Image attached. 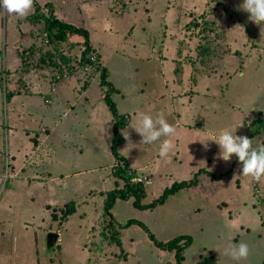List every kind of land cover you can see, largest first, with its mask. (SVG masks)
Returning a JSON list of instances; mask_svg holds the SVG:
<instances>
[{
    "label": "rangeland",
    "instance_id": "1",
    "mask_svg": "<svg viewBox=\"0 0 264 264\" xmlns=\"http://www.w3.org/2000/svg\"><path fill=\"white\" fill-rule=\"evenodd\" d=\"M35 1L33 22L0 9V264H177L175 251L157 246L149 233L160 243L191 238L181 264H196L209 253L218 264H261L264 180L242 176L235 155L230 162L216 159L220 148L214 142L230 130L252 139L253 147L264 145V130L252 135L264 120V40L250 14L236 10L243 0ZM47 1L57 19L89 33L96 63L118 90L108 101L129 119L120 134L142 114L163 113L175 126L174 148L166 157L159 155L160 141L140 144L133 129L132 144L121 135L112 147L114 117L100 99L106 94L100 70L89 77L78 64L83 36L67 42L71 51H58L71 64H59L56 52L53 62L67 72L65 87L56 83L59 99L45 104L51 87L40 88L39 72L26 76V87L17 81L21 61L36 68L37 51L28 47L41 21L31 13L40 7L43 14ZM205 38L216 57L201 63ZM89 82L95 93L88 103L83 98L85 112L74 102V89L82 92ZM6 90L16 92L10 101ZM114 149L134 178H151L150 185L140 183L141 204L157 200L175 182L199 181L154 208H136L132 197L117 199L110 213L119 245L103 216L107 192L123 186L112 174L120 163ZM199 170L223 177L217 182ZM129 220L147 231L138 224L124 227ZM50 232L58 240L48 249ZM241 242L250 254L236 261L227 252Z\"/></svg>",
    "mask_w": 264,
    "mask_h": 264
},
{
    "label": "trees",
    "instance_id": "2",
    "mask_svg": "<svg viewBox=\"0 0 264 264\" xmlns=\"http://www.w3.org/2000/svg\"><path fill=\"white\" fill-rule=\"evenodd\" d=\"M35 6V5H34ZM39 6V5H38ZM50 7V8H49ZM40 7H38L39 10ZM38 10L34 9V12L31 13L33 17L35 18H40L41 21V29H40V33H34V42L28 47V50L30 49L31 51L34 50L37 51V57H35V64L34 67L35 70L30 69L31 67L28 68V61L27 59L21 61V66H20V77L19 79H17V81L20 83L22 82L23 86L26 87V76L28 74H33V72L36 73L39 72L41 75L39 77H41V80L43 81H47V84L52 85L56 79V75L58 74V71L55 67L56 62H53L55 60V55L56 52L58 55H61L58 51L62 52L64 49L65 50H69V45L67 44L68 41L71 40L73 35H81L83 36V42H82V46L83 49L81 51L80 54V58L78 59V64L79 66L83 67L87 62H89V57L91 55H93L92 53V48L90 46V39H89V33L83 29V28H78L75 27L73 25L64 23L62 21H60L59 19H57L54 15V10L52 9V5L49 3H46L44 5V13L41 14L39 13L38 15ZM27 19H32V17H30V14L27 15L24 20ZM32 21V20H31ZM33 22V21H32ZM39 22V21H38ZM41 38L40 40V44L41 46H38V42L37 39ZM47 41L48 45L45 46L43 44L44 41ZM205 38V43L202 45V50L200 51L199 57H200V62L203 63V59L206 57L208 58H215V54H214V46L212 43V40H208ZM26 49V48H25ZM26 51V50H25ZM71 51V49L69 50ZM24 55V53H23ZM60 58L65 59L67 62H69V64H71V60L70 58H65L64 56H60ZM68 59V60H67ZM17 68V67H16ZM15 68V69H16ZM100 68V67H99ZM15 69H13L12 71H15V73L17 72ZM82 69V68H81ZM107 75H106V69L102 68L100 69V79H101V86H104L106 88V94L104 96V100L108 102L109 107H110V111L112 112V115L114 117V123L112 126V132H113V141H112V147H115L116 144H120L122 142V136L119 133L118 129L119 126L122 127L125 123L127 118H123L121 116H119L116 112V108L114 106V104L110 103L109 100V94L112 91H116L114 89V87L112 88L111 83L106 81ZM16 92L13 91H5V101H10ZM46 97H48L46 95ZM46 103L48 102L47 100H45ZM120 118V119H118ZM260 122L257 124L258 125V129L254 131V133L252 135H258L263 133L264 130V120H259ZM113 154L114 156L118 159V162H120L119 164H117L116 166H114V172H112V174L119 180H121L123 182V186L121 189H113L111 191L107 192V196L104 200V212H103V216H107V223H105L104 221V226H106V229L110 232V234L112 235V239H114V241L116 242L117 245L120 244L119 242V238L117 235V229L115 228L114 225V220L113 217L110 213L111 208L113 207L115 201L117 199H121V200H127L129 198H133L134 199V206L136 208H154V206L156 204H163L164 201L166 200V198L170 195H173L175 193H177L179 190H181L184 187L187 186H194L198 184V179H194L190 180L189 182L187 181H181V182H175L174 184H172L171 187L166 188L163 190L162 194L160 195V197L148 204H141L140 203V198L142 197L143 193L141 190V188H143V185L140 183H132V179L134 178V172H132L129 169V166L126 162V160L123 157H119L116 155L115 149L113 150ZM199 174L204 173L206 174L208 177H212L215 181H220L223 177V174H213L211 172H208L206 170H199V172H197ZM227 173V172H226ZM73 210H75V208H72ZM68 212H72V210H68ZM130 224H138L140 226L143 227L144 230L147 231V229L138 221H133V220H129L124 227H128ZM149 237L152 241H154V243L159 246L162 247L164 249L170 250V251H175V261L177 264H181L182 260H183V252L186 248H188L191 244H192V240L191 238H185L183 237H177L173 240L167 241L165 243H160L157 242L154 238V236L149 233ZM209 256V257H208ZM208 256H205V258L199 260L196 264H218V262L216 261V258H214L211 253H209ZM264 264V259L262 260V263Z\"/></svg>",
    "mask_w": 264,
    "mask_h": 264
},
{
    "label": "clouds",
    "instance_id": "3",
    "mask_svg": "<svg viewBox=\"0 0 264 264\" xmlns=\"http://www.w3.org/2000/svg\"><path fill=\"white\" fill-rule=\"evenodd\" d=\"M32 6L33 0H0V9L3 12L16 14L20 17H26ZM236 10L250 14V22L261 26V40H264V0H243ZM129 129H133L142 137L140 144L151 145L160 141L159 155L161 157H166L174 148L172 138L177 135L176 128L167 121L163 113H159L155 117L150 114H142L138 118V122L131 120L126 128L121 129V135L128 141V145L132 144ZM214 142L220 148L216 159L230 162L235 155L243 165L242 176L251 177L256 182L264 180V145L253 147L252 139L247 136H237L230 130L222 131ZM203 144L207 149L208 144ZM227 254L236 261L247 259L250 254L249 246L241 242L238 245H233Z\"/></svg>",
    "mask_w": 264,
    "mask_h": 264
},
{
    "label": "crops",
    "instance_id": "4",
    "mask_svg": "<svg viewBox=\"0 0 264 264\" xmlns=\"http://www.w3.org/2000/svg\"><path fill=\"white\" fill-rule=\"evenodd\" d=\"M43 3H50V1H47V2H43ZM42 3V4H43ZM34 5H36V1L34 0ZM39 5V4H38ZM53 9H54V7H53ZM54 14H55V9H54ZM56 16V15H55ZM57 17V16H56ZM90 46L92 47L93 46V44L90 42ZM99 56V55H98ZM80 58V56H78V59ZM99 59H100V56L98 57V61H99ZM58 62H59V64H61L62 66H63V64L64 63H67V64H69L65 59H62V58H60L59 57V59H58ZM99 63V62H98ZM59 64L58 65H55V67H56V69H58V70H60V74L59 75H57V77H56V79L57 80H55V82L52 84V85H50V84H47L48 82L46 81H43V80H39L38 81V83H41L39 86H40V88H42L43 86H47V87H51V89H50V91L49 92H47L46 93V95L48 96V97H45L44 99L45 100H47L48 102L46 103V101L44 100V102H45V104H51V99L53 98V96H55V98H60V96H61V93L62 92H60L59 91V88L58 87H56V83H59L60 82V84H61V87H65L64 85V80H66L67 79V77H66V75H65V73H67V72H65V73H63V71H62V66H59ZM100 64V63H99ZM101 66V65H100ZM101 68H99V69H94V70H91V69H89L88 71H86L87 72V76H95L96 75V72H97V70H100ZM77 74V73H76ZM73 75H75V74H73ZM89 81V80H88ZM78 83V82H77ZM80 84H82V83H80ZM85 85V84H84ZM111 85L114 87V85L111 83ZM91 87V83L89 82V84H86L83 88V91L81 92V91H78V89H74V92H79V94H78V100L77 99H75V101L74 102H81L82 103V105H83V101L85 100L87 103L89 102V99H90V96H92L94 93H95V90H93V89H91L90 88ZM112 87V88H113ZM114 89L116 90V91H118L115 87H114ZM91 90H93V91H91ZM52 93H54V94H52ZM45 95V96H46ZM104 96L105 95H103L102 93H101V95H100V99H103L104 98ZM83 98H84V100H83ZM104 100V99H103ZM60 104L61 105H63V100L61 99L60 100ZM73 107V106H72ZM64 108V107H63ZM67 108H68V110H69V105L67 104ZM94 109H95V107H94ZM83 110L85 111V106L83 105ZM86 112V111H85ZM128 119V118H127ZM88 120H90V117H88V115H87V121ZM128 121H129V119H128ZM59 123V122H58ZM204 125L201 123V126H196V127H203ZM54 129V128H53ZM52 129V130H53ZM23 167H24V164H22L21 165V167H20V171L23 169Z\"/></svg>",
    "mask_w": 264,
    "mask_h": 264
},
{
    "label": "built area",
    "instance_id": "5",
    "mask_svg": "<svg viewBox=\"0 0 264 264\" xmlns=\"http://www.w3.org/2000/svg\"><path fill=\"white\" fill-rule=\"evenodd\" d=\"M45 43H47V41H44ZM99 65L96 63V57L94 55H91L89 57V62H87L83 67L82 70L84 71H88L89 69L91 70H96L99 69ZM133 183H143L144 185H150L151 184V178L150 177H146V176H138L132 179ZM258 192V191H257ZM258 194V193H257Z\"/></svg>",
    "mask_w": 264,
    "mask_h": 264
},
{
    "label": "water",
    "instance_id": "6",
    "mask_svg": "<svg viewBox=\"0 0 264 264\" xmlns=\"http://www.w3.org/2000/svg\"><path fill=\"white\" fill-rule=\"evenodd\" d=\"M58 240V235L56 233H52L50 232L47 235V242H46V246L48 249H50Z\"/></svg>",
    "mask_w": 264,
    "mask_h": 264
}]
</instances>
